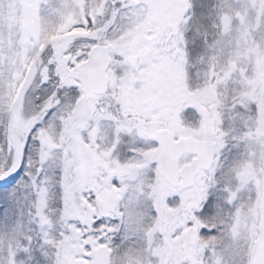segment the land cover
<instances>
[{"label": "snow or ice", "instance_id": "snow-or-ice-1", "mask_svg": "<svg viewBox=\"0 0 264 264\" xmlns=\"http://www.w3.org/2000/svg\"><path fill=\"white\" fill-rule=\"evenodd\" d=\"M0 264H264V0H0Z\"/></svg>", "mask_w": 264, "mask_h": 264}]
</instances>
